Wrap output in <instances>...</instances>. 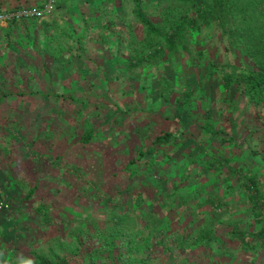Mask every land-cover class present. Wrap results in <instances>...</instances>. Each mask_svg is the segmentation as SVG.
Listing matches in <instances>:
<instances>
[{
  "label": "trees",
  "instance_id": "16d2710c",
  "mask_svg": "<svg viewBox=\"0 0 264 264\" xmlns=\"http://www.w3.org/2000/svg\"><path fill=\"white\" fill-rule=\"evenodd\" d=\"M52 14L0 26V264H264V0Z\"/></svg>",
  "mask_w": 264,
  "mask_h": 264
},
{
  "label": "rangeland",
  "instance_id": "374dc122",
  "mask_svg": "<svg viewBox=\"0 0 264 264\" xmlns=\"http://www.w3.org/2000/svg\"><path fill=\"white\" fill-rule=\"evenodd\" d=\"M196 39H200L203 40L202 43L205 46H209L210 48L219 45L220 43L218 42V37L217 36H213V34L211 33V31L206 30L205 32H203V34L198 35L196 37ZM46 104L43 102H40V104L38 105L39 111L41 112H46ZM33 112V111H32ZM36 112V111H35ZM48 113V112H46ZM29 123V124H28ZM40 128H42L41 126H39ZM37 126V123L34 121V119H29V122L27 120V127L26 130H21V128L18 125V128L21 130L22 134L25 136V134L27 133L29 135V141L34 140L35 136L39 135L41 131H43L44 129H40ZM28 131V132H27ZM48 145H50V143H46ZM19 149H23V148H27V143L26 142H21L18 146ZM38 148H42V144H39ZM38 153L37 150H33L32 155L36 158H38ZM13 159V157H10L8 160L11 161ZM46 165L48 167V170H51V166L49 165L48 161L46 162ZM4 169H9L7 168V165H5ZM20 171L23 173V175H21L25 180L29 181L30 179H35V178H40L41 180L43 179V175H36V171L35 169H33L30 165V163L28 161L25 160H21L20 161ZM26 175V176H25ZM49 192L52 195H58V189L54 188V189H50ZM59 198H63L60 196H58ZM6 203V202H5ZM4 208V206H3ZM6 208V207H5ZM4 208L3 211H5L6 209ZM4 214V213H3ZM0 225L2 227V229H4V234L8 235V236H12L13 234V230L15 229V226L13 224V221L9 219L8 216H6L5 214L2 215V217H0ZM24 253H27V249L22 248Z\"/></svg>",
  "mask_w": 264,
  "mask_h": 264
},
{
  "label": "built area",
  "instance_id": "2783aa9c",
  "mask_svg": "<svg viewBox=\"0 0 264 264\" xmlns=\"http://www.w3.org/2000/svg\"><path fill=\"white\" fill-rule=\"evenodd\" d=\"M54 0H49L41 8H27L18 11L0 13V25L8 24L12 20L25 19V18H39L43 19L53 13Z\"/></svg>",
  "mask_w": 264,
  "mask_h": 264
},
{
  "label": "crops",
  "instance_id": "0c3cea01",
  "mask_svg": "<svg viewBox=\"0 0 264 264\" xmlns=\"http://www.w3.org/2000/svg\"><path fill=\"white\" fill-rule=\"evenodd\" d=\"M28 1H34V2H39L41 0H0V11L6 9L8 6L12 5H24ZM45 20H52L53 19V14L50 16H47L43 18ZM8 24L0 25V26H7Z\"/></svg>",
  "mask_w": 264,
  "mask_h": 264
},
{
  "label": "clouds",
  "instance_id": "9594fccd",
  "mask_svg": "<svg viewBox=\"0 0 264 264\" xmlns=\"http://www.w3.org/2000/svg\"><path fill=\"white\" fill-rule=\"evenodd\" d=\"M29 264H30V262H29Z\"/></svg>",
  "mask_w": 264,
  "mask_h": 264
}]
</instances>
